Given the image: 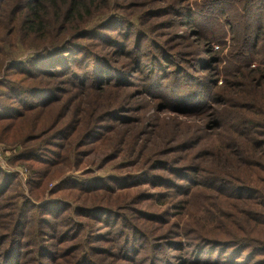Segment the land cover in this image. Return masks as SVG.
<instances>
[{"label": "trees", "instance_id": "obj_1", "mask_svg": "<svg viewBox=\"0 0 264 264\" xmlns=\"http://www.w3.org/2000/svg\"><path fill=\"white\" fill-rule=\"evenodd\" d=\"M0 143V264H264V0H0Z\"/></svg>", "mask_w": 264, "mask_h": 264}, {"label": "rangeland", "instance_id": "obj_2", "mask_svg": "<svg viewBox=\"0 0 264 264\" xmlns=\"http://www.w3.org/2000/svg\"><path fill=\"white\" fill-rule=\"evenodd\" d=\"M179 24L184 25L182 22H180ZM193 25L195 24H189V22H187V25H185L184 27L177 28L178 33H182L183 31H188L189 29L193 27ZM177 30H176V27H174V32H176ZM190 35H192V33ZM205 75L209 76V73ZM150 100L152 103V109L148 112L147 116H149L150 120H152L151 123L154 124L155 121L160 122L162 119H165L167 116H169V114H174L173 112L171 113L169 112V110H165L163 108L164 106L161 100H157V99H150ZM133 114L136 115L135 113ZM162 121L160 122V124L162 123ZM148 145L150 147L152 144H148ZM99 151L100 152L92 151L87 156H83V158L87 161V166L84 170H80L78 172L72 171V172H69L68 174L80 176V174L84 173L85 170H88V169H91L95 175H100V176L111 175V174L116 175L117 173H120L121 175H124V174L133 175V174L138 173L137 169H139V164L135 166L129 165L128 167L123 168L124 170L120 171V169L118 170V166L120 164H125V162H127V159L126 160L116 159V162L111 161L108 163L104 160L107 158V153L104 150H99ZM10 152L11 151L8 148H6L4 144L0 143V163L8 171L18 173L23 191L26 195H29L28 187H27V177H28L27 169L25 166H21V164H12V163L8 164L7 161L5 160V157L9 155ZM91 161H94V162L89 163ZM81 176H84V175H81ZM135 181H136V178L131 180L132 183H134ZM56 182L57 180L54 182V184ZM54 184L51 185V187H53ZM142 185H144L145 187H148L151 193H157V190L153 188L152 186H148L146 183ZM52 196L54 195L50 194V191H48L45 195H43L45 199L52 198Z\"/></svg>", "mask_w": 264, "mask_h": 264}]
</instances>
